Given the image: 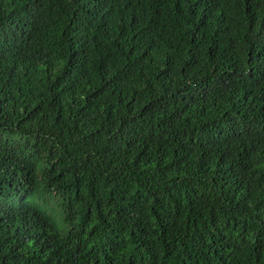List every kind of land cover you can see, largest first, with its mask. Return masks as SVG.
<instances>
[{"label":"trees","instance_id":"16d2710c","mask_svg":"<svg viewBox=\"0 0 264 264\" xmlns=\"http://www.w3.org/2000/svg\"><path fill=\"white\" fill-rule=\"evenodd\" d=\"M0 264H264V0H0Z\"/></svg>","mask_w":264,"mask_h":264}]
</instances>
